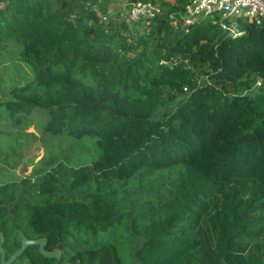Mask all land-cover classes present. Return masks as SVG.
<instances>
[{
  "label": "trees",
  "instance_id": "obj_1",
  "mask_svg": "<svg viewBox=\"0 0 264 264\" xmlns=\"http://www.w3.org/2000/svg\"><path fill=\"white\" fill-rule=\"evenodd\" d=\"M89 1L0 0V61L14 46L32 75L0 127L39 118L96 147L0 184L5 261L24 235L59 256L27 246L10 264H264V27H173L188 0H154L147 32L115 43ZM165 88L182 95L170 107Z\"/></svg>",
  "mask_w": 264,
  "mask_h": 264
},
{
  "label": "rangeland",
  "instance_id": "obj_2",
  "mask_svg": "<svg viewBox=\"0 0 264 264\" xmlns=\"http://www.w3.org/2000/svg\"><path fill=\"white\" fill-rule=\"evenodd\" d=\"M165 1L173 2V0ZM70 3H64L63 7L69 6ZM109 3V18L104 22L109 33L114 36L115 43H120L121 40L131 43L143 32H147V29H143L144 24L136 31H130L123 26L122 19L126 13L124 0H111ZM203 28L207 27L203 26ZM8 52L0 61V101L9 99V91L14 86H23L32 80L30 71L18 59L16 48L10 46ZM130 55L131 52L126 53V56ZM188 66L197 73L198 77L203 78L200 70L193 63L189 62ZM213 83L222 87V83ZM259 87L258 81L256 88L248 91V94H255ZM181 97L182 95L169 88L164 90V99L168 107ZM95 156L96 147L93 140L72 141L69 138H49L44 135L39 118L17 127H0V184L18 181L27 176L38 178L49 168L51 160L67 158L75 165H85L90 164Z\"/></svg>",
  "mask_w": 264,
  "mask_h": 264
},
{
  "label": "built area",
  "instance_id": "obj_3",
  "mask_svg": "<svg viewBox=\"0 0 264 264\" xmlns=\"http://www.w3.org/2000/svg\"><path fill=\"white\" fill-rule=\"evenodd\" d=\"M87 3L100 20L109 18V10L102 11L101 5L108 0H95ZM126 13L122 23L129 30H137L147 25L160 13L159 5L154 0H124ZM173 27L188 28L196 25L215 26L223 35L239 38L245 34V24L264 27V0H188L183 11L171 15ZM143 29L146 27L143 26ZM166 64V61H161ZM187 63V62H186Z\"/></svg>",
  "mask_w": 264,
  "mask_h": 264
},
{
  "label": "water",
  "instance_id": "obj_4",
  "mask_svg": "<svg viewBox=\"0 0 264 264\" xmlns=\"http://www.w3.org/2000/svg\"><path fill=\"white\" fill-rule=\"evenodd\" d=\"M45 244H46V239L45 238H39V239H35V240H29L27 239L24 235H21V245L19 247V249H17L15 251V253L12 255V257L5 261V256L1 250V247H0V256H1V261L5 264H10L12 262L15 261V259L20 255L22 254V252L24 251V249L27 247V246H38V250H39V253L45 257H54V258H58L59 256V252L57 250L55 251H46L45 250Z\"/></svg>",
  "mask_w": 264,
  "mask_h": 264
}]
</instances>
